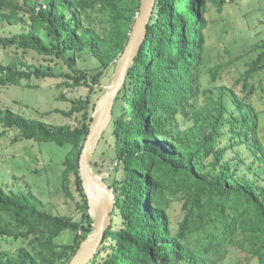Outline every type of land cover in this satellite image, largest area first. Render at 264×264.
Listing matches in <instances>:
<instances>
[{
  "label": "trees",
  "instance_id": "16d2710c",
  "mask_svg": "<svg viewBox=\"0 0 264 264\" xmlns=\"http://www.w3.org/2000/svg\"><path fill=\"white\" fill-rule=\"evenodd\" d=\"M229 1L234 0H155L108 126L116 162L104 180L115 204L87 264H227L231 249L264 264V137L248 99L257 90L252 80L259 76L260 83L264 76V39L236 80L243 95L217 83L235 59L222 61L216 54L208 66L206 13L210 4L221 11ZM139 5L140 0H0V47L21 51L14 61L0 62V87H39L31 81L35 77L60 78L56 88L89 89L62 111L68 117L79 112L76 125L50 124L0 106V137L12 129V142L70 147L61 161V188L68 197L77 192L81 212L79 219L53 214L32 190L18 193L0 183V242H19L14 252L0 249V264H67L91 232L78 174L94 107L89 95L105 69L115 66ZM95 11L100 29L91 23ZM86 49L98 69L75 67L76 54ZM29 50L65 62L69 71L30 63L24 57ZM174 200L180 202L175 221L168 211ZM67 229L71 239L56 242Z\"/></svg>",
  "mask_w": 264,
  "mask_h": 264
},
{
  "label": "rangeland",
  "instance_id": "374dc122",
  "mask_svg": "<svg viewBox=\"0 0 264 264\" xmlns=\"http://www.w3.org/2000/svg\"><path fill=\"white\" fill-rule=\"evenodd\" d=\"M206 17L209 21L207 52L211 55L208 56L210 60L208 66L213 64V58L216 57V54L222 61H227L229 58L235 59L233 65L224 69L217 83L233 86L240 95H243L242 85L237 83L236 80L244 71L245 62L250 57L256 56V51H259L255 48V44L264 39V0L229 1L223 5L221 11L210 4ZM91 20V23L97 29L101 28L98 11L92 14ZM20 53L21 51H17L13 47L5 49L0 47V62L8 64L19 57ZM69 54H72V52ZM76 56V68L87 71L98 69L99 62L91 55L89 50L78 52ZM24 57L30 63L41 65L44 69L69 71L65 62L44 58L31 50L26 52ZM114 68L115 66H110L105 69L99 84L89 95L92 101L95 102L108 87L114 74ZM128 69L124 75L122 85ZM258 78L259 76L252 80L257 86V90L248 99L259 113L260 134L264 137V76L260 83H258ZM31 81L39 83L40 86L7 85L0 87V106L10 108L26 117L41 119L50 124L68 123L76 125L78 123L79 112L68 117L62 111L70 108L72 99L85 98L89 93L87 86L56 88V84L61 81L60 78L37 79L33 77ZM118 107L119 100L116 97L112 108L114 115ZM13 132L11 129L6 135L0 137V183L5 190L18 193L32 190L41 198L44 203L43 208L46 210L53 214L68 215L74 219H79L81 212L77 206L79 200L77 192L72 198L66 196L61 188V161L70 147H60L52 142L39 144L27 139L12 142L10 136ZM109 134L110 128L108 127L99 140L91 160V162L96 163L92 166L94 171L104 178H108L109 172L116 162ZM26 148H28L27 151ZM168 211L172 220L175 221L179 217L180 202L174 200ZM115 225L117 226V224ZM70 239L71 231L67 229L56 238V242L64 243ZM18 245V241L6 238L0 242V249L14 252ZM226 262L227 264H258L255 257L239 249H231Z\"/></svg>",
  "mask_w": 264,
  "mask_h": 264
},
{
  "label": "water",
  "instance_id": "95a60500",
  "mask_svg": "<svg viewBox=\"0 0 264 264\" xmlns=\"http://www.w3.org/2000/svg\"><path fill=\"white\" fill-rule=\"evenodd\" d=\"M154 3L155 0H140L139 10L128 34L126 44L116 59L112 80L94 102L88 132L78 159V174L87 200V212L92 220V229L80 242L67 264H87L98 251L104 233L111 223L115 194L104 177L94 171L91 160L99 140L112 120L113 104L122 85L124 75L145 38L146 25L150 20Z\"/></svg>",
  "mask_w": 264,
  "mask_h": 264
}]
</instances>
